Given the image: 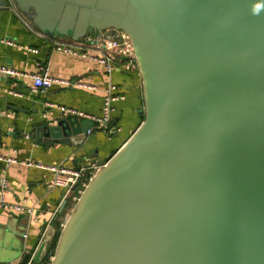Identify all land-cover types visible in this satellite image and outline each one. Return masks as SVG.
I'll return each mask as SVG.
<instances>
[{
    "label": "water",
    "instance_id": "1",
    "mask_svg": "<svg viewBox=\"0 0 264 264\" xmlns=\"http://www.w3.org/2000/svg\"><path fill=\"white\" fill-rule=\"evenodd\" d=\"M7 1L52 37L128 34L144 107L54 249L49 229L5 263L264 264V0ZM95 125L63 114L35 141L78 146Z\"/></svg>",
    "mask_w": 264,
    "mask_h": 264
},
{
    "label": "crops",
    "instance_id": "2",
    "mask_svg": "<svg viewBox=\"0 0 264 264\" xmlns=\"http://www.w3.org/2000/svg\"><path fill=\"white\" fill-rule=\"evenodd\" d=\"M6 40L12 44H5ZM69 42L74 41L40 31L9 1L6 9H0V68L11 71L0 72V156L19 161L8 166L0 162V193L6 202L30 209V214L0 213V264L14 257L18 247L35 252L49 229L55 234L62 228L76 202L78 189L69 191L54 185L56 174L47 167H85L93 175L98 163L114 154L142 121L143 86L138 67L124 70L118 64L107 74L97 63L54 49L56 43ZM38 72L70 83H57L44 93L31 95L30 75ZM75 81L96 90L77 87ZM107 86H113V92L121 97L113 103L107 127L94 128L78 146L35 141V128L54 124L63 116L57 106L100 116ZM46 102L53 107H47ZM52 240L47 250H51ZM9 264H17V260Z\"/></svg>",
    "mask_w": 264,
    "mask_h": 264
},
{
    "label": "built area",
    "instance_id": "3",
    "mask_svg": "<svg viewBox=\"0 0 264 264\" xmlns=\"http://www.w3.org/2000/svg\"><path fill=\"white\" fill-rule=\"evenodd\" d=\"M5 44L11 45L12 42L6 40ZM54 49L58 52L66 53L74 57L97 63L103 67L107 74H110L118 64H120L124 70H131L137 67L130 37L121 30L118 31L117 37L107 39L104 38L102 34H96L95 36L86 37L81 42L56 43L54 45ZM0 72L10 73L11 71L5 67H1ZM30 78L32 80L30 87L31 95L44 93L52 85L57 83H70L69 81L52 77L45 72L31 74ZM73 84L80 88L96 90L95 86L89 85L82 81H75ZM113 88V86H107L103 89L101 114L98 117L86 116L82 113L76 112L73 109L62 106H57L56 108L63 114H76L95 121L96 125L92 128H89L86 132V134H89L94 128L100 127L103 129L111 122L112 112L114 110L113 103L121 98L119 95H116L113 92ZM45 105L49 108L53 107V105L48 102H46ZM0 162H3L5 166H8L19 161L13 157L0 156ZM37 166L40 167L41 165ZM47 168L56 174L53 182L54 185L65 187L69 191L78 189V196L76 197V200L92 176V173L88 172V169L85 167L67 169L61 166H48ZM3 187H5L4 184ZM1 212L30 214V209L22 204L6 202L4 200L3 194L0 193V213ZM30 263L31 258L27 264Z\"/></svg>",
    "mask_w": 264,
    "mask_h": 264
},
{
    "label": "clouds",
    "instance_id": "4",
    "mask_svg": "<svg viewBox=\"0 0 264 264\" xmlns=\"http://www.w3.org/2000/svg\"><path fill=\"white\" fill-rule=\"evenodd\" d=\"M261 9H264V4L257 3V4H254L252 6V12H253V14L258 15L260 13Z\"/></svg>",
    "mask_w": 264,
    "mask_h": 264
},
{
    "label": "trees",
    "instance_id": "5",
    "mask_svg": "<svg viewBox=\"0 0 264 264\" xmlns=\"http://www.w3.org/2000/svg\"><path fill=\"white\" fill-rule=\"evenodd\" d=\"M142 120H143V118H142ZM60 230H61V229H58V230L56 231V233L54 234V236H53L52 244H51V247H50L51 250H53L54 247H55V245H56V242H57V239H58V236H59Z\"/></svg>",
    "mask_w": 264,
    "mask_h": 264
},
{
    "label": "rangeland",
    "instance_id": "6",
    "mask_svg": "<svg viewBox=\"0 0 264 264\" xmlns=\"http://www.w3.org/2000/svg\"><path fill=\"white\" fill-rule=\"evenodd\" d=\"M75 204V203H74ZM74 204H73V206H74ZM49 263V259H48V257L45 259V264H48Z\"/></svg>",
    "mask_w": 264,
    "mask_h": 264
},
{
    "label": "bare ground",
    "instance_id": "7",
    "mask_svg": "<svg viewBox=\"0 0 264 264\" xmlns=\"http://www.w3.org/2000/svg\"><path fill=\"white\" fill-rule=\"evenodd\" d=\"M69 194V193H68Z\"/></svg>",
    "mask_w": 264,
    "mask_h": 264
}]
</instances>
